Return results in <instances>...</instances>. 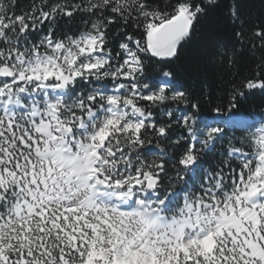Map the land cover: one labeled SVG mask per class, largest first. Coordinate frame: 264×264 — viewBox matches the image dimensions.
Instances as JSON below:
<instances>
[{
	"label": "snow or ice",
	"instance_id": "obj_1",
	"mask_svg": "<svg viewBox=\"0 0 264 264\" xmlns=\"http://www.w3.org/2000/svg\"><path fill=\"white\" fill-rule=\"evenodd\" d=\"M254 95L264 0H0V264H264Z\"/></svg>",
	"mask_w": 264,
	"mask_h": 264
},
{
	"label": "trees",
	"instance_id": "obj_2",
	"mask_svg": "<svg viewBox=\"0 0 264 264\" xmlns=\"http://www.w3.org/2000/svg\"><path fill=\"white\" fill-rule=\"evenodd\" d=\"M194 50L195 49L193 46H188L185 48V50L181 54V65H187V63L192 58ZM262 106H264V97H261L259 95L250 96L244 105L245 108L252 109L256 112L261 111ZM210 159V157H206L205 162H208Z\"/></svg>",
	"mask_w": 264,
	"mask_h": 264
}]
</instances>
